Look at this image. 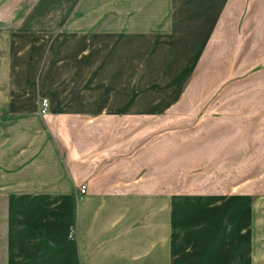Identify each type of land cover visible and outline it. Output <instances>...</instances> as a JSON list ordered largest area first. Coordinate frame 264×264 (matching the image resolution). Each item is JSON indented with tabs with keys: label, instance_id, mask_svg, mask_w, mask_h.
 <instances>
[{
	"label": "crops",
	"instance_id": "obj_1",
	"mask_svg": "<svg viewBox=\"0 0 264 264\" xmlns=\"http://www.w3.org/2000/svg\"><path fill=\"white\" fill-rule=\"evenodd\" d=\"M28 4L0 16L4 264H264V192L214 198L124 190L100 172L93 147L70 144L79 126L93 123L72 118L178 106L198 76V59L220 62L222 89L235 75L237 110L255 113L236 122H261L264 69H255L264 67V0ZM154 47L152 63L136 71L142 86L134 99L136 57L143 62ZM82 184L88 192L79 200Z\"/></svg>",
	"mask_w": 264,
	"mask_h": 264
},
{
	"label": "rangeland",
	"instance_id": "obj_2",
	"mask_svg": "<svg viewBox=\"0 0 264 264\" xmlns=\"http://www.w3.org/2000/svg\"><path fill=\"white\" fill-rule=\"evenodd\" d=\"M33 1L39 0H0V16L7 19L11 17L14 4L25 7ZM56 33L59 34L53 32L52 35ZM229 49L233 52L234 48ZM146 50L143 62L139 55L136 57L134 99L142 86L136 79L140 77L135 76L136 71L145 72L153 61L150 60L156 47ZM111 53L108 47L101 49V59L106 65ZM219 53L221 51L216 55ZM214 61L211 65L200 63V59L196 61L198 76L191 91L186 86L183 102L169 110L149 115L112 113L92 120L70 119V122H93L85 124V128L79 126L78 132L75 131L79 139H74L71 146L85 151L93 147L100 172H111L112 180L124 190H148L181 197L213 195L214 198L242 191L263 193L264 111L256 112L261 122H236L237 115L246 118L254 112L237 110L235 75L224 82L229 89H222L220 62ZM258 69L264 67L255 71ZM152 80L156 77L150 76L149 81ZM158 86L155 81L151 89L157 91ZM89 133L93 136L91 141L87 139ZM6 219L7 207L0 202V264L5 263Z\"/></svg>",
	"mask_w": 264,
	"mask_h": 264
},
{
	"label": "built area",
	"instance_id": "obj_3",
	"mask_svg": "<svg viewBox=\"0 0 264 264\" xmlns=\"http://www.w3.org/2000/svg\"><path fill=\"white\" fill-rule=\"evenodd\" d=\"M49 111V100L47 98L42 99L39 102V114L45 116ZM88 192V186L82 185L78 189V198H82Z\"/></svg>",
	"mask_w": 264,
	"mask_h": 264
}]
</instances>
